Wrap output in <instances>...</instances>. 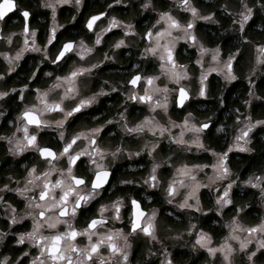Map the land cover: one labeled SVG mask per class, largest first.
I'll list each match as a JSON object with an SVG mask.
<instances>
[{"label":"clouds","instance_id":"9594fccd","mask_svg":"<svg viewBox=\"0 0 264 264\" xmlns=\"http://www.w3.org/2000/svg\"><path fill=\"white\" fill-rule=\"evenodd\" d=\"M0 264H264V0H0Z\"/></svg>","mask_w":264,"mask_h":264}]
</instances>
